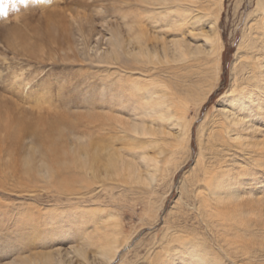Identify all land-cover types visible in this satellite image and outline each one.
<instances>
[{
    "label": "bare ground",
    "instance_id": "1",
    "mask_svg": "<svg viewBox=\"0 0 264 264\" xmlns=\"http://www.w3.org/2000/svg\"><path fill=\"white\" fill-rule=\"evenodd\" d=\"M133 1L142 5L143 14L130 11L136 21L128 23L122 13L123 26L116 29H112L110 20L104 19L103 25L108 24L102 29L104 33L94 34V26H91L90 34L86 35L83 24L91 25L90 18L79 20L70 15L68 37L71 38L65 43L70 54L75 56L76 50L84 61L107 64V67L120 66L117 75L108 79L109 84L112 81L111 87H117L122 94L109 96L116 97L122 104L135 105L132 119L128 122L119 118L109 121L116 134H108L107 138L101 135L105 132L106 123L103 124L99 118L93 119L84 127L71 131L65 144L59 145L55 141L49 147L36 142V131L29 132L31 135L20 133L13 140V150L8 151L4 142H0V162H3V172L15 171L7 173L10 191L20 190L22 194L56 192L60 197L79 204L90 203L95 193L103 190L98 187L99 178L104 179L102 187H107V182L131 186L140 192L139 196H143L138 202L145 205L144 217L154 222H148L152 227L158 223L164 201L174 186V177L190 158L193 120H188L190 107L187 98L191 91L187 89L178 93L166 82H158L150 76L159 64L170 65V62L186 63L184 70L187 72L197 69L193 74L198 78L203 76L208 84V90L203 94L200 92L201 98L198 96L196 99L199 103H195L198 105L197 112L202 108L221 79L224 45L217 28L224 0H207L206 6L203 5L205 0ZM152 12H156L158 17L154 18ZM146 23L158 30L155 32L157 41L163 40V31L167 28L176 31L181 38H175L169 44L161 43L159 50L153 48L147 30L149 26L143 28ZM205 24L209 26L208 32L201 28ZM0 29L8 33L5 41L0 42V61H7L10 53L15 60L18 56L44 60L46 48L43 44L28 43L23 46L18 29L11 30L7 26ZM196 30L198 34L192 35L191 31ZM54 33L51 31L49 34L55 36ZM188 36L196 40L202 37L204 41L200 40L202 45H191L187 43ZM50 42L56 45L55 41ZM51 49L54 51V46ZM234 57L230 88L222 95L219 108L211 109L219 119L217 131L206 133L205 140L202 139L205 133L199 137L195 165L189 175L183 177L180 197L174 206L177 211L165 220L161 240L157 242L160 250L156 261L151 262L153 264H225L221 252L230 257L238 253L250 257L253 253L248 241L256 232H253L250 223L255 209L250 205L261 206L264 202V197L259 196L264 189L261 182L264 179V0L256 1ZM133 73H137L136 76ZM159 84L162 95L159 94ZM202 128L203 125L200 131ZM165 142L171 145L169 157L164 159L149 155L151 145H156L158 155L163 156L162 143L166 145ZM5 155L12 161H4ZM255 181L259 182L254 189L257 195L252 194L249 188ZM166 182L168 191L158 198ZM75 207V214H90L83 211L80 205ZM99 212L103 211L94 210L91 216L96 217ZM102 221L91 236L85 237L87 240L80 248L72 249V254L82 264H113L124 250L127 253L122 254L125 256L120 264H125L127 256L133 253L131 243L135 234L124 232L122 218L118 214L110 213ZM259 231L263 232L262 229ZM210 239L219 243L216 249L220 252L214 251L216 255L210 251L216 245H207L206 240ZM90 247L95 248L93 260L86 253ZM153 247L149 253L154 252ZM66 263L60 259L46 264Z\"/></svg>",
    "mask_w": 264,
    "mask_h": 264
},
{
    "label": "rangeland",
    "instance_id": "2",
    "mask_svg": "<svg viewBox=\"0 0 264 264\" xmlns=\"http://www.w3.org/2000/svg\"><path fill=\"white\" fill-rule=\"evenodd\" d=\"M256 1L224 0L217 28L224 45L220 72L221 79L215 86L217 88L213 89L208 101L204 103L198 112V105L196 106V104L199 103H196V99L201 98L203 92L208 90L206 86L208 84L203 76L198 78L193 74L197 72V69L188 70L187 72L184 70V64L186 63L174 64L170 62V65L159 64L156 71L151 73L150 77L153 80L166 82L173 88V91L177 90L178 93H183L187 89L191 91L190 96L187 98L188 106L190 107L188 120H193L190 158L173 179L174 186L164 201L165 205L161 210L158 223L152 226L153 228L148 225L154 222H150L144 217L143 207L145 205L138 202L143 196H139L140 192L137 189H132L131 186H120L119 184L107 182L109 185L102 187L104 185L103 178H99L100 184L98 187L103 190H98L95 193V195L98 194L96 195L98 198L94 195L90 203L86 201L79 204L76 203L77 201H68L64 196L60 197L56 192L50 193L48 191V193L47 191H42L32 195L28 193L22 194L19 192L20 190L10 191L11 189L7 185V173L15 171L13 169L10 172H3L4 167L1 166L3 162H0V264H46L48 261H59L60 259L64 263L67 262L66 264H82V261L72 254V249L80 248L82 243L87 240L85 237L91 236L98 225L103 223L102 220L107 218L110 213L120 215L124 232L127 235L135 234V239L131 243L133 256L130 253L125 264H153L151 262L156 261L160 250V245L157 242L159 243V240H161V230L164 228L165 220L168 219L170 214H175L177 211L174 206L180 197L183 177L185 174L188 176L195 165L199 152V137L205 133L202 137L205 140L207 134L212 130L217 131L219 119L215 117V112L214 110L211 111V109L213 107L219 108L222 95L230 88L234 55L248 17L256 7ZM206 3L207 0H205L203 5L206 6ZM130 5H133L136 9H133ZM0 7L7 11L6 15L0 12V27L7 26L11 30L18 29L21 32L20 36L22 37L23 46L33 43L35 45L43 44L46 48L44 60L18 56L19 61L18 59L15 60L13 54L10 53L7 61H0V142H4L8 151L15 148L12 143L15 136H19L20 133L28 135L36 131L38 136L36 142L49 147L51 142L55 141L59 145L65 144L71 131L84 127V125L89 124L88 122H92L93 119L99 118L103 120V124L106 123L105 132L101 134L102 136L104 135V138H107L108 136L106 135L108 134L114 135L115 133V130L111 129L110 125L112 124L109 121L119 118L123 122H128L132 119L131 117L135 113V105L122 104L118 101L116 97L122 93L117 87H111L112 81L109 84L108 77L111 75L113 77L116 76V72L120 71V66L107 67V64L99 65L97 63L92 64L91 61H84L79 54H76V50H74L75 56L70 54L65 43L71 38L68 37L70 15L77 19L79 18V20L84 17L90 18L91 25L83 24L85 26V34H90L91 26H94V34H97L98 32L104 33L102 29L108 25H103L104 19L110 20L109 24L112 29L122 28L123 22L120 18L122 13L127 17L128 23L135 22L136 19L133 13L143 14L142 5L135 3L133 0H2ZM117 8H120V10ZM130 11H133V13ZM152 13L154 18L158 17L156 12ZM162 21L164 22V19ZM147 25L149 26L147 30H149L148 34H150V44L158 50L159 45H162L161 43L169 44L173 39L181 38L178 33H175L176 31L167 28L163 31V40L157 41L155 32L158 30L154 27L150 28L148 23L142 27L146 29ZM201 28L208 32L209 26L205 24ZM3 29H0V42L5 41V37L8 34ZM198 30L191 31V34H198ZM51 31L56 32L54 33L55 36L49 34ZM73 34H75L74 31ZM200 40L204 41L202 37L196 40L188 36L187 43L202 45L203 42ZM50 41H55L56 45ZM51 45L54 46V51H52ZM128 68H131V66ZM189 73H191V76H189ZM136 74L133 73V76H136ZM210 82L214 83L213 80ZM110 90L112 94H110ZM159 91V94L162 95L161 86ZM122 92H124V86ZM109 95H115L116 97L111 98ZM202 125L203 128L200 131ZM172 132L175 133L174 130ZM54 137L56 138L54 139ZM259 139L262 140V138ZM165 143L166 145L162 143V146H165V149L162 147L164 150L163 156L158 155L159 149L156 145H151L148 150L149 155L164 159L169 157L171 145L170 142ZM110 144L112 143L110 142ZM116 147H120V145ZM7 156L4 161H12ZM261 182L264 183V179H261ZM258 185L259 182L257 181L249 185L252 194L257 195L254 189ZM167 191L168 182L160 190L158 198ZM262 191L259 196L264 197V189ZM132 201L136 202L133 203ZM77 205L82 206L81 209L85 212H90V214L73 213ZM250 206L255 210L257 208V212L254 210L255 215L250 222L253 232L256 231L257 233L255 232L249 239L250 241H248L253 253L250 257L242 256L240 253L230 257L221 252L220 254L225 264H264V202L261 206L257 204ZM94 210L103 212H99L96 217H92L91 214ZM25 212V215H21ZM101 215L102 217H100ZM260 229L263 232H260ZM80 233H83L82 236H80ZM211 239L206 240L207 245H216L213 248L210 246L212 248L210 250L211 254L216 255L215 252H220L218 248L216 249L219 243L212 242ZM152 246H154V250L152 249L154 252L149 253L148 251ZM94 250V247L86 249L89 259L94 257ZM207 250L209 251V249ZM123 251L113 264L121 263V259L125 256L122 254L127 253Z\"/></svg>",
    "mask_w": 264,
    "mask_h": 264
},
{
    "label": "snow or ice",
    "instance_id": "3",
    "mask_svg": "<svg viewBox=\"0 0 264 264\" xmlns=\"http://www.w3.org/2000/svg\"><path fill=\"white\" fill-rule=\"evenodd\" d=\"M0 4H2V0H0ZM0 12H2L3 14H7L6 9H3L2 7H0Z\"/></svg>",
    "mask_w": 264,
    "mask_h": 264
}]
</instances>
